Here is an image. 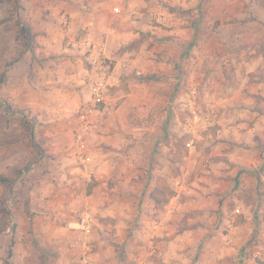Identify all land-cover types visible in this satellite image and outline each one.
<instances>
[{
	"label": "clouds",
	"instance_id": "obj_1",
	"mask_svg": "<svg viewBox=\"0 0 264 264\" xmlns=\"http://www.w3.org/2000/svg\"><path fill=\"white\" fill-rule=\"evenodd\" d=\"M20 4L0 3V264H264V15Z\"/></svg>",
	"mask_w": 264,
	"mask_h": 264
},
{
	"label": "crops",
	"instance_id": "obj_2",
	"mask_svg": "<svg viewBox=\"0 0 264 264\" xmlns=\"http://www.w3.org/2000/svg\"><path fill=\"white\" fill-rule=\"evenodd\" d=\"M247 1H250L251 3V7L249 6L250 8H246L244 5ZM207 2L210 4L211 2L215 3L217 5L215 8L219 11H223L224 14L229 15L226 19L234 25L235 29L245 27V30H247L245 21L235 19L233 13L244 11L247 12L250 17H259L264 15V0H207ZM20 8L21 4L19 9ZM240 45L241 47L243 46L242 44Z\"/></svg>",
	"mask_w": 264,
	"mask_h": 264
},
{
	"label": "rangeland",
	"instance_id": "obj_3",
	"mask_svg": "<svg viewBox=\"0 0 264 264\" xmlns=\"http://www.w3.org/2000/svg\"><path fill=\"white\" fill-rule=\"evenodd\" d=\"M4 2V0H0V3H3ZM20 0H15V4H16V8L17 9H19V7H20ZM211 5L213 6V8L215 9V10H217V11H219L217 8H215V7H217V5L215 4V3H212L211 2ZM245 6H246V8L247 7H249L250 5H251V3H250V1H247V2H245V4H244ZM251 7V6H250ZM249 7V8H250ZM245 8V9H246ZM248 10V9H247ZM220 13H222L223 15H224V17H225V19L229 16V15H226V14H224V12L223 11H219ZM249 13V12H248ZM233 44H234V46H236V45H238V46H240L241 47V45H240V43L239 42H236V41H233Z\"/></svg>",
	"mask_w": 264,
	"mask_h": 264
},
{
	"label": "trees",
	"instance_id": "obj_4",
	"mask_svg": "<svg viewBox=\"0 0 264 264\" xmlns=\"http://www.w3.org/2000/svg\"><path fill=\"white\" fill-rule=\"evenodd\" d=\"M10 18V17H9Z\"/></svg>",
	"mask_w": 264,
	"mask_h": 264
}]
</instances>
